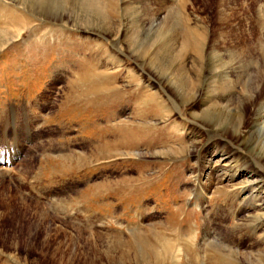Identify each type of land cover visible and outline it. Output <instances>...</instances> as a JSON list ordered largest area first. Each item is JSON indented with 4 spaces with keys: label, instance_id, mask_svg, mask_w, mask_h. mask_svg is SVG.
<instances>
[{
    "label": "rangeland",
    "instance_id": "374dc122",
    "mask_svg": "<svg viewBox=\"0 0 264 264\" xmlns=\"http://www.w3.org/2000/svg\"><path fill=\"white\" fill-rule=\"evenodd\" d=\"M0 44V264H246L264 0H0Z\"/></svg>",
    "mask_w": 264,
    "mask_h": 264
},
{
    "label": "bare ground",
    "instance_id": "6f19581e",
    "mask_svg": "<svg viewBox=\"0 0 264 264\" xmlns=\"http://www.w3.org/2000/svg\"><path fill=\"white\" fill-rule=\"evenodd\" d=\"M2 46H5V45L0 44V49L3 48ZM181 90L183 91V89H181ZM222 110L223 109H221V111ZM213 117L215 119L219 120V121H223V123H224V121L227 123L232 118V116H230V115L226 116V113H224V112H218ZM219 124L221 125L222 123L220 122ZM259 129L262 132H264V124L260 125ZM237 131L238 130H236L235 132H237ZM243 133H245V132H243L242 130L239 132V134H243ZM262 137H263V139H262V148H264V133H262ZM234 157H235V155H233L231 153H227L225 151L220 152V151H216V150L213 149V151L211 150L209 152L208 158L204 161L205 164H204V167H203V168H205V172H206V181H205V183H202V179L198 180L199 183H198V186H197V189H198L197 191H198V193H200V195H203V197L206 196V194L203 193V191H204L203 188H204V185H207V189H208V185H209L208 180H209V178L214 173H221L223 175H228V177H229L228 179L231 180V181L232 180H237V179L244 180L243 184L245 186L242 187L241 190H243V191L245 190V192H246V189H248V190L251 191L250 194L256 196V194L254 192L255 191L257 192L259 189H262V187H261V185L259 183V178L257 176V173H254L253 171L249 170V166H248L249 164L235 165L236 163L233 162ZM1 175H4V174L0 170V176ZM221 181H222V179H221ZM257 197H263V199H264V192L261 193V194H260V192H258L256 198ZM260 206H261L260 209H259V211H260L259 214L260 215L255 217L253 224L249 228L250 229V232H249L250 233V235H249L250 238H249V242H248L249 251L247 252V254H244V255H246V258H245L246 264H264V256H262L261 251H260V249L262 250V248L264 247V200H263V202H262V204ZM255 220L256 221L261 220L263 223L262 222L260 224L255 223L256 222ZM263 251H264V248H263ZM238 253L240 255V252H238Z\"/></svg>",
    "mask_w": 264,
    "mask_h": 264
}]
</instances>
